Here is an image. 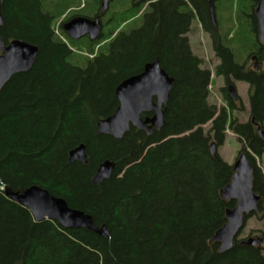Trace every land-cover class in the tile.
Wrapping results in <instances>:
<instances>
[{"label": "trees", "instance_id": "1", "mask_svg": "<svg viewBox=\"0 0 264 264\" xmlns=\"http://www.w3.org/2000/svg\"><path fill=\"white\" fill-rule=\"evenodd\" d=\"M256 3L216 0L212 26L205 0H113L105 12L100 0L2 1L3 43L25 41L38 55L28 72L0 90V264H264V249L243 245L240 232L229 251L220 253L210 242L233 204L219 195L233 175L217 154L226 127L242 147L264 154L257 132L264 123V45L248 21L255 23ZM74 16H100L99 37L69 39L61 25ZM195 18L222 57L215 74L248 84L245 122L232 116L244 110L232 99L228 111L208 101L211 73L188 39ZM155 59L173 79L164 126L149 136L132 126L119 140L98 135L97 123L118 107L117 86ZM241 62L252 67H237ZM81 145L87 162L69 164V152ZM245 153L253 191L260 186L264 192V175ZM106 160L114 171L94 186ZM31 186L64 199L95 226L105 225L109 237L34 222L5 196L6 188Z\"/></svg>", "mask_w": 264, "mask_h": 264}, {"label": "water", "instance_id": "2", "mask_svg": "<svg viewBox=\"0 0 264 264\" xmlns=\"http://www.w3.org/2000/svg\"><path fill=\"white\" fill-rule=\"evenodd\" d=\"M2 1L0 0V5ZM100 1L101 12H105L113 0ZM255 17L258 25V39L264 45V0H258ZM210 19L214 24L215 16L212 9H210ZM2 25L3 19L0 13V27ZM61 29L71 40L87 37L90 41H94L102 31V24L100 17L88 19L74 16L62 23ZM37 55L36 46L21 40H13L5 45L0 37V90L15 74L28 72L35 63ZM172 83L173 79L161 68L158 59L147 63L141 73L125 79L117 86L115 96L119 102L118 107L111 116L97 123L98 135L119 140L128 132L130 126L144 132L147 136L151 135L154 129L160 130L165 124L163 117L170 98ZM228 90L230 98L235 101L237 96L234 86L229 85ZM141 115L146 116L142 118ZM258 136L264 142V130H260ZM84 150L82 145L71 150L68 154V163L85 164L87 159ZM210 152L212 154L215 152L214 143L210 144ZM114 168L113 161L101 162L92 178V184L98 186L102 181L109 179ZM252 173V164L244 154H240L233 165L230 182L219 192L223 200H234L237 203L234 209L226 212V223L210 240L211 243L219 245L220 253L233 248L234 238L243 227L244 216L256 210L260 197L253 192ZM5 196L27 209L35 222L50 220L57 222L64 229H85L104 239L109 237L105 225L95 226L89 215L69 208L64 199L54 197L38 186H31L22 192H14L6 188ZM262 241L261 238H249L242 244L255 247L260 246Z\"/></svg>", "mask_w": 264, "mask_h": 264}, {"label": "rangeland", "instance_id": "3", "mask_svg": "<svg viewBox=\"0 0 264 264\" xmlns=\"http://www.w3.org/2000/svg\"><path fill=\"white\" fill-rule=\"evenodd\" d=\"M220 11V7L218 8ZM224 12V11H223ZM219 19L221 22L223 21V15L221 17L220 12ZM222 14V11H221ZM224 28L223 22L221 23ZM191 33L188 35L189 45L192 53L196 55L202 61V67L206 68L210 71V79L209 86L207 88L209 102H215L218 106V109L225 106L227 103L223 101L221 88L224 87V82L222 76H218L215 74V67L218 65V60L212 52L211 43L208 36L204 33L201 26L198 24L197 19L192 22ZM244 37H248L249 34L246 33L243 35ZM253 63V62H252ZM252 63L248 62L249 67H252ZM232 84L235 86L236 93L239 97V102L244 108V111H235L232 113V116H235L239 122H245L248 119V84L244 82H238L231 79ZM264 125V123H263ZM209 124L204 125L203 129L207 130L209 128ZM259 129V128H258ZM264 130V129H263ZM242 147V142L238 140V137L232 133L231 130L225 131V137L223 143L217 148L218 156L227 164L231 165L236 162L238 158V150ZM235 159V162H234ZM256 166L260 167L262 174L264 175V154L258 159L255 158ZM234 165V164H233ZM250 234V235H249ZM251 236V237H250ZM264 240V212L259 213L258 215L252 216L249 220L246 221L242 231L238 236V240H245L247 238H258ZM261 248L264 249V242L260 245ZM264 254V251H263Z\"/></svg>", "mask_w": 264, "mask_h": 264}, {"label": "flooded vegetation", "instance_id": "4", "mask_svg": "<svg viewBox=\"0 0 264 264\" xmlns=\"http://www.w3.org/2000/svg\"><path fill=\"white\" fill-rule=\"evenodd\" d=\"M215 1L216 0H205V5H206V14H207V16H208V19H209V21H210V24L212 25V26H214L215 24H216V22H217V12H216V8H215ZM257 3H258V0H257ZM257 3H256V6H257ZM182 8H183V6H182ZM256 8V7H255ZM210 9H212L213 10V13H214V16H215V23L214 24H212L211 23V19H210ZM254 18H255V23H254V21H253V19L251 18L250 20L248 19V21H249V24L251 25V26H253L252 27V29H254V33H255V36H257V38H258V25H257V19H256V17H255V9H254ZM97 17H100V16H97ZM96 18V17H95ZM94 19V18H93ZM101 20V19H100ZM67 21V20H66ZM101 24L103 25V23H102V21H101ZM102 29H103V27H102ZM207 36H208V38L210 39V37H211V34L209 33V32H204ZM222 33H228L227 31H220L219 32V35L221 36L222 35ZM234 34V32L233 31H231V32H229V35L230 36H232ZM84 38H87V37H84ZM210 43H211V41H210ZM211 49H212V52H214L213 51V48H212V45H211ZM214 55H215V53H214ZM215 57H216V55H215ZM217 58V57H216ZM253 58L254 57H252V60H253ZM217 60H218V65H220L221 64V62H222V57H221V55H219L218 56V58H217ZM237 64H239V65H236L237 67H240L241 69H246V68H249V64L248 63H246V62H241V63H237ZM232 67H234L233 65H232ZM254 67V69H256L257 67L256 66H253ZM222 76V75H221ZM222 78H223V82H224V87L223 88H221V94H222V98H224L225 100L224 101H232L231 100V98H230V94H229V90H228V87H229V85L231 84V83H228L226 80H225V78L222 76ZM234 88H235V86H234ZM235 93H236V89H235ZM236 96H237V99L235 100V101H232V102H234L235 104H237V106L238 107H242V105H241V103L239 102V97H238V95H237V93H236ZM227 109H228V106H227ZM235 111H237V110H234V111H232V113L234 112L235 113ZM241 111V110H240ZM244 111V110H243ZM260 128L259 129H262V128H264V125H262V127L261 126H259ZM258 129V130H259ZM155 130V129H154ZM257 130V131H258ZM246 150V152H248L249 153V156L252 158V160H253V163L255 164V162H254V160H255V158H259V157H257V156H255L254 154H253V152L250 150V148L249 147H241L239 150H238V152H237V154L239 155V154H241V153H244V155H245V157L250 161V159L248 158V156L246 155V153H245V150ZM235 159H237L236 157H235ZM235 159H234V162H235ZM234 164V163H233ZM233 164H231V166H233ZM255 166H256V164H255ZM258 169H260V167L259 166H256ZM258 189H259V191H258V193H256V194H258L259 195V197H260V200H259V202H258V204H257V206H256V210L254 211V214L253 215H250L249 217H248V215H245V219H244V224L246 223V221L247 220H249L252 216H254V215H258L259 213H262V212H264V192L263 191H261L260 190V186H258ZM229 201V200H228ZM233 202V204H232V207H231V209H234L235 207H236V201H234V200H232ZM44 221V220H43ZM48 221H50V220H48ZM57 223V222H56ZM58 224V223H57ZM244 224H243V227H244ZM62 228V227H61ZM64 229V228H63ZM242 231V230H241ZM250 235V234H249ZM239 236V235H238ZM251 237V236H250ZM258 238H260V237H258ZM236 239H238V237L236 238ZM247 239H249V238H247ZM246 240V239H245ZM263 240V239H262ZM242 241H244V240H242ZM264 242V240L262 241V243Z\"/></svg>", "mask_w": 264, "mask_h": 264}, {"label": "bare ground", "instance_id": "5", "mask_svg": "<svg viewBox=\"0 0 264 264\" xmlns=\"http://www.w3.org/2000/svg\"><path fill=\"white\" fill-rule=\"evenodd\" d=\"M260 130H263V129H259L257 132L259 133ZM241 154H244V153H241ZM239 156H240V154H239ZM239 156H238V157H239ZM237 159H238V158H237ZM246 159H247V158H246ZM247 160H248V159H247ZM248 161H249V160H248ZM249 162H250V161H249ZM250 163H251V162H250ZM251 164H252V163H251ZM252 167H253V165H252ZM252 176H253V173H252ZM252 181H253V180H252ZM253 192H254V191H253ZM254 193H255V192H254ZM248 216H249V215H248ZM244 219H245V216H244ZM34 222H35V221H34ZM51 222H53V221H51ZM36 223H37V222H36ZM242 229H243V227H242ZM242 229H241V230H242ZM241 230H240V231H241ZM240 231H239V232H240ZM237 235H238V234H237ZM235 238H236V237H235ZM235 238H234V239H235ZM246 240H247V239H246ZM242 242H243V241H242Z\"/></svg>", "mask_w": 264, "mask_h": 264}]
</instances>
